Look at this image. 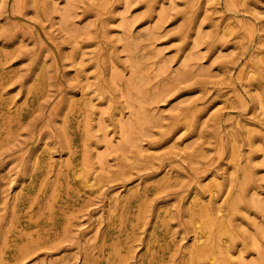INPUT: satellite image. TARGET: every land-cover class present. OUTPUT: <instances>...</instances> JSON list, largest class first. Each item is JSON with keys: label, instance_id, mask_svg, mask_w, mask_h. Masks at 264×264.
Here are the masks:
<instances>
[{"label": "rangeland", "instance_id": "rangeland-1", "mask_svg": "<svg viewBox=\"0 0 264 264\" xmlns=\"http://www.w3.org/2000/svg\"><path fill=\"white\" fill-rule=\"evenodd\" d=\"M0 264H264V0H0Z\"/></svg>", "mask_w": 264, "mask_h": 264}, {"label": "bare ground", "instance_id": "bare-ground-1", "mask_svg": "<svg viewBox=\"0 0 264 264\" xmlns=\"http://www.w3.org/2000/svg\"><path fill=\"white\" fill-rule=\"evenodd\" d=\"M239 193V192H238ZM240 196V195H239ZM241 197V196H240ZM237 202H238V199L237 198H235V201H234V204L231 206V207H229V209H227V211H228V213H233V211L235 210V207H236V204H237ZM226 217V216H225ZM227 218V217H226ZM208 219H209V217H208ZM223 221H225V220H223ZM206 225L211 229V228H213L214 226H215V224L212 222V221H210V220H208L207 222H206ZM211 242V241H210Z\"/></svg>", "mask_w": 264, "mask_h": 264}]
</instances>
